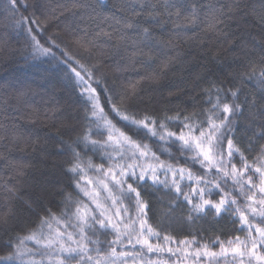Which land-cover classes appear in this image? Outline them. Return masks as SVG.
I'll return each mask as SVG.
<instances>
[{"label":"trees","instance_id":"16d2710c","mask_svg":"<svg viewBox=\"0 0 264 264\" xmlns=\"http://www.w3.org/2000/svg\"><path fill=\"white\" fill-rule=\"evenodd\" d=\"M49 228L60 264H264V0H0V264Z\"/></svg>","mask_w":264,"mask_h":264},{"label":"rangeland","instance_id":"374dc122","mask_svg":"<svg viewBox=\"0 0 264 264\" xmlns=\"http://www.w3.org/2000/svg\"><path fill=\"white\" fill-rule=\"evenodd\" d=\"M105 146L111 151V157L112 160L115 161V164L121 163V165L117 167V171L124 172V166L130 167L124 165V163L128 162L129 156L133 158V150L135 149L137 151V148L133 147L132 143L127 138L122 135L111 134ZM146 169L147 165L143 167V171ZM113 175L114 171L107 172L105 177H112ZM107 186H111V183L94 180V182L86 184L83 188L85 196L93 205V210H102V202L111 199V192L107 189ZM107 211V209H104V214L101 215L107 218ZM38 232L39 230L34 233ZM72 243L73 240L70 235H66L56 228H49L30 236L26 240V245L17 250L15 260L18 261V259H22L21 263L60 264L59 257L62 256L61 254L73 251L70 247H77L76 244L73 245ZM108 263L112 264L111 262Z\"/></svg>","mask_w":264,"mask_h":264}]
</instances>
